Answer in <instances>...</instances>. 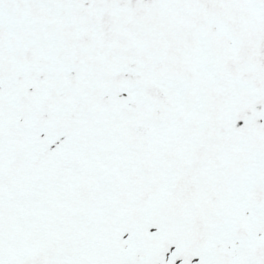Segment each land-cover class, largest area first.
<instances>
[{
	"label": "snow or ice",
	"instance_id": "1",
	"mask_svg": "<svg viewBox=\"0 0 264 264\" xmlns=\"http://www.w3.org/2000/svg\"><path fill=\"white\" fill-rule=\"evenodd\" d=\"M0 264H264V0H0Z\"/></svg>",
	"mask_w": 264,
	"mask_h": 264
}]
</instances>
